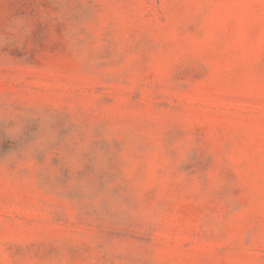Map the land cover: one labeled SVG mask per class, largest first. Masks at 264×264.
<instances>
[{"label":"rangeland","instance_id":"obj_1","mask_svg":"<svg viewBox=\"0 0 264 264\" xmlns=\"http://www.w3.org/2000/svg\"><path fill=\"white\" fill-rule=\"evenodd\" d=\"M0 264H264V0H0Z\"/></svg>","mask_w":264,"mask_h":264}]
</instances>
